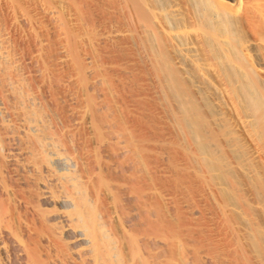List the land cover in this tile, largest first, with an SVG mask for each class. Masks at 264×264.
<instances>
[{"label": "bare ground", "instance_id": "obj_1", "mask_svg": "<svg viewBox=\"0 0 264 264\" xmlns=\"http://www.w3.org/2000/svg\"><path fill=\"white\" fill-rule=\"evenodd\" d=\"M0 264H264V0H0Z\"/></svg>", "mask_w": 264, "mask_h": 264}]
</instances>
